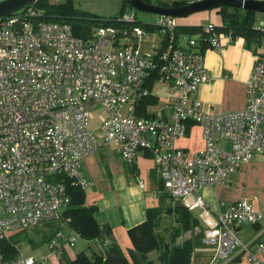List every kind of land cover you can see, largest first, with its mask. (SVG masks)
<instances>
[{
    "label": "built area",
    "instance_id": "obj_1",
    "mask_svg": "<svg viewBox=\"0 0 264 264\" xmlns=\"http://www.w3.org/2000/svg\"><path fill=\"white\" fill-rule=\"evenodd\" d=\"M221 28L208 23L180 36L175 16L158 14L143 23L124 12L77 36L69 23L44 19L32 7L0 16V264H57L70 253L80 236L66 226L65 180L89 189L94 183L82 174V162L109 144L128 164L150 156L172 201L201 209V241L212 249L207 264L241 255L264 264V228L249 242L237 233L240 225L258 224L261 212L243 199L221 201L222 210L212 216L200 193L264 154V18L252 26L259 42L245 106L210 110L192 97L210 77L205 51L219 50L222 36H234ZM157 83L167 87V96L138 115L137 103L156 96ZM190 124L200 127L203 142L193 153L176 144ZM54 220L60 227L46 256L24 254L11 239Z\"/></svg>",
    "mask_w": 264,
    "mask_h": 264
},
{
    "label": "crops",
    "instance_id": "obj_2",
    "mask_svg": "<svg viewBox=\"0 0 264 264\" xmlns=\"http://www.w3.org/2000/svg\"><path fill=\"white\" fill-rule=\"evenodd\" d=\"M149 1L162 6H171L173 3L179 6L199 0ZM262 18L264 14L262 16L255 14L252 26ZM177 22L180 34L189 32L198 25L208 23L224 25L219 8L180 16L177 17ZM256 39L248 40L238 34L231 40L222 36V46L219 50H206L204 64L210 77L198 87L192 97L199 99L203 106L210 110L242 109L245 106L246 84L256 60L258 45ZM153 90L158 102L162 103L167 96V87L157 83ZM176 144L190 153L199 150L203 145L200 127L190 124L186 135L178 139ZM81 172L94 183L85 190V199L87 204L97 206L94 216L98 224L110 228L108 238L111 242L119 244L123 249L131 246L127 230L145 219L146 208L156 206L160 202L159 198V201L154 202L153 205L152 198H158L163 193L159 188L161 179L154 168L152 158L140 155L134 164H128L115 147L109 144L89 155L82 162ZM200 193L212 216L222 210L221 201L229 203L248 199L261 212L262 219L255 225L238 226L237 233L244 242L253 240L259 230L264 228V154H255L251 160L230 173L224 184L216 187L206 186L200 190ZM193 211L197 214L201 213L199 208ZM197 254L195 256L197 264L209 261L208 252ZM233 264L250 263L241 255L239 261Z\"/></svg>",
    "mask_w": 264,
    "mask_h": 264
},
{
    "label": "trees",
    "instance_id": "obj_3",
    "mask_svg": "<svg viewBox=\"0 0 264 264\" xmlns=\"http://www.w3.org/2000/svg\"><path fill=\"white\" fill-rule=\"evenodd\" d=\"M144 1L152 3L149 0ZM122 4L123 9L119 15L124 13V6L129 5L126 0H122ZM171 6H177V3ZM31 7L42 11L44 19L69 23L77 36H85L100 21H110L119 16L111 19L90 17L74 8L72 0H35ZM219 12L224 22L221 30L232 29L234 35H242L248 40L257 38V43L259 42L258 34L251 29L255 12L227 6L220 7ZM195 31L197 29L193 27L189 33ZM157 101L158 98L154 95L141 98L137 103V114L144 115L146 107ZM65 185L70 196L69 208L65 212L68 218L67 229L75 230L80 238L93 243L94 246L89 245L87 250L78 251L75 255L64 251L57 264H197V253L208 252L209 257L212 255V249L201 241L204 225L199 214L181 202L165 206V199H171V196L164 191L162 181L159 182V188L163 191L160 202L156 206L146 208L145 219L127 230L131 246L126 249L109 240L110 228L98 224L94 216L97 206L86 203L85 191L69 179L65 180ZM168 216L172 221L170 226L165 225L170 222ZM186 233L189 235H185ZM182 235H185L184 238L178 242L177 238ZM103 240L107 241L105 246H101ZM239 258L240 256H237L224 264H233L238 262Z\"/></svg>",
    "mask_w": 264,
    "mask_h": 264
},
{
    "label": "rangeland",
    "instance_id": "obj_4",
    "mask_svg": "<svg viewBox=\"0 0 264 264\" xmlns=\"http://www.w3.org/2000/svg\"><path fill=\"white\" fill-rule=\"evenodd\" d=\"M52 2L55 0H51ZM61 2L64 0H60ZM72 4L74 8L79 11L85 12L88 16H100L104 18L111 19L116 17L120 14L121 10L123 9L122 0H72ZM125 13H133L135 14L136 20L143 23H152L156 18V14L151 12H144L133 8L130 5L124 6ZM257 16H262L261 13H256ZM197 27V26H196ZM182 34H180L181 36ZM196 34L192 35L193 37ZM180 42L183 40L180 37ZM99 111L96 110L93 112V119L91 121V125L95 126L98 122V115ZM224 148H228V144H224ZM159 198H152V204L154 202H158ZM173 201L170 198L165 199V206L169 205ZM199 211V210H198ZM197 211V212H198ZM196 213V212H195ZM170 216V215H169ZM168 216L170 222L165 223V225L170 226L171 218ZM60 227V223L57 220L50 221V222H40L34 226H31L21 232H18L12 236V241L17 243L24 254L32 255L36 258H41L42 256H46L50 254V250L48 248V240L53 235L55 230ZM185 235H189L186 233ZM185 235L180 236L177 238V241L180 242ZM93 247V243H88L83 238H78L74 247L71 248V254L75 255L78 251L87 250L88 246ZM153 252L151 256H153ZM54 263L56 260L52 257L51 258Z\"/></svg>",
    "mask_w": 264,
    "mask_h": 264
},
{
    "label": "water",
    "instance_id": "obj_5",
    "mask_svg": "<svg viewBox=\"0 0 264 264\" xmlns=\"http://www.w3.org/2000/svg\"><path fill=\"white\" fill-rule=\"evenodd\" d=\"M35 0H0V16L10 17L25 12ZM133 8L156 15L186 16L200 10L227 6L264 14V0H199L179 6H162L144 0H126ZM168 244L166 243V247Z\"/></svg>",
    "mask_w": 264,
    "mask_h": 264
}]
</instances>
